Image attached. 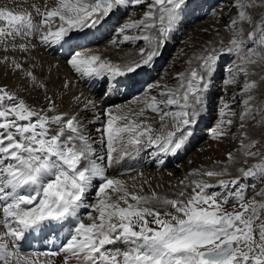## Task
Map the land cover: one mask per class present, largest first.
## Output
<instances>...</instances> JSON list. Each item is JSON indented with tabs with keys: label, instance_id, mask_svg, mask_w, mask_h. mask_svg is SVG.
Wrapping results in <instances>:
<instances>
[{
	"label": "snow or ice",
	"instance_id": "6c2138e0",
	"mask_svg": "<svg viewBox=\"0 0 264 264\" xmlns=\"http://www.w3.org/2000/svg\"><path fill=\"white\" fill-rule=\"evenodd\" d=\"M188 6L19 0L0 7V66L17 81L0 85V264H58L57 257L59 264H264V0H218L208 14L219 26L184 53L174 83H146L125 105L103 106L154 66ZM137 7L143 14L133 19L128 9ZM119 15L126 19L113 29ZM101 31L113 33L111 47L127 44L137 54L114 62L81 43ZM38 48L65 53L75 79L54 80L59 64L45 70ZM217 77L222 95L214 99ZM77 82L99 85L100 101L69 96ZM217 100L208 148L234 147L157 191L163 184L153 187L145 158L164 169ZM37 240L47 250L34 248Z\"/></svg>",
	"mask_w": 264,
	"mask_h": 264
},
{
	"label": "bare ground",
	"instance_id": "6f19581e",
	"mask_svg": "<svg viewBox=\"0 0 264 264\" xmlns=\"http://www.w3.org/2000/svg\"><path fill=\"white\" fill-rule=\"evenodd\" d=\"M215 2L216 0H189V5L193 6H199L201 7L200 12H195L192 14L191 10H185V17L183 19V23L180 25V28L178 31L174 33V38L169 42L172 44V50L170 51L171 58L168 59L169 64H167V69L160 71L157 67V63L155 65V68L153 66L149 69H153L151 71L154 74H157V77L153 79L154 81H160L163 83L164 81H169L174 83L172 81V76L175 74V72L181 70L183 67H186L184 64V61L188 58L184 53L186 52L188 55H191L193 51H196L200 46L203 44L204 41L211 38V35H206L204 30L205 29H211L213 26H219L216 25V21L206 12V8L209 7L208 3ZM19 2V0H0V7L2 6H8L10 8H13L16 6V4ZM32 0H29V3H31ZM216 5H214L215 7ZM24 7H27V5H24ZM144 9H139V15L133 16V19H138L140 16H142ZM133 12V9L129 10V13ZM137 12V11H136ZM194 12V11H193ZM190 16L196 15L197 17L204 19L197 24H194V26H191L187 28L188 30L185 32V23L189 22L188 19ZM195 17V16H194ZM126 19V18H125ZM125 19L122 23H124ZM191 21V20H190ZM121 23V24H122ZM119 26V25H118ZM112 27V25H111ZM116 28V27H115ZM184 30V31H183ZM183 31V33H182ZM104 33V32H103ZM108 33V32H106ZM102 34L100 32H97L95 36H88L86 41H81V43H86L87 47L90 49H99L105 56L113 60L114 62H120L121 58H128L126 54H130L131 56H135L137 54V48L132 47L130 45H123L120 49L113 48L109 45V41L111 40L113 33L105 34L109 35L107 39L101 38ZM181 36L182 39L177 38V36ZM103 39V40H102ZM139 46H143V42L140 43ZM3 53H0L2 55ZM163 49L162 54L163 55ZM33 55L37 58L38 61L44 64L45 70H47L48 66L59 64V68H53L52 69V78L55 80L56 76L59 75L60 77L68 76L72 78L73 80L75 77L70 72V69L68 68L66 64V54L63 52H56V51H46L43 48H38ZM160 56V55H159ZM156 60V59H155ZM171 65V66H170ZM169 68V69H168ZM155 69H158V72H155ZM45 74L47 72L45 71ZM144 72H141L137 77H135V81H139L141 77H143ZM150 81V83L154 82ZM16 78L13 77L11 74H5L3 66H0V85L7 84L10 87L13 86L16 83ZM127 83V82H126ZM149 83V82H148ZM99 85H95L94 87H89L87 83L84 82H77L76 86L72 89V92L69 93V96H71L73 93H80L83 92L85 97L88 98H94L97 100V102L100 101L101 96H97L96 94L99 93L100 88L98 89ZM135 87V88H134ZM136 87L134 83L131 84L130 89H128V92L138 93L136 91ZM124 88L121 89L122 92H124ZM134 89V90H133ZM95 91V92H94ZM136 91V92H135ZM213 91V90H212ZM231 91V90H229ZM214 93V92H213ZM129 95V94H128ZM30 103H34L33 99L31 97H26ZM124 96L122 94L118 95L117 93H113L111 98L106 100L104 102L103 106L107 105H125L126 102H130L132 99L125 100ZM225 99L227 97L225 96ZM65 107H67V104H65ZM212 105H209V109H211ZM216 113V112H215ZM211 114H214V112H208L206 113L203 120L207 118L213 117ZM210 115V116H209ZM212 126V125H210ZM207 129V128H205ZM203 132H207L206 130H203ZM199 138V135L194 136L190 143L188 144V147H191L193 145V141L195 142L196 139ZM207 139V138H206ZM205 139V140H206ZM212 143L210 140L208 142H204L202 145L199 146L200 149L197 148L196 151L190 153L185 162L177 163V160L180 159L181 156H184L186 153V150L182 151L178 156H170L167 158V163L162 170H157L156 167L150 166L149 162L147 161V158H145V164L143 167V171L146 175H150L153 177H156V180H153V187H156L157 183H162L163 187L157 189V191L164 192L167 190L168 187V181L169 179H172L173 182H175V179L177 177H182L184 173L188 172L192 168H197L201 165H209L211 163V160L216 159H224V155L227 151L231 150V147H234V145H227V144H213L212 148H208V144ZM186 155V154H185ZM209 157H211V160H209ZM191 161V163H189ZM176 164H175V163ZM130 162L126 161L124 164H122L120 167H127ZM252 163V161H250ZM179 166V167H177ZM118 169H112L109 171V175H116ZM171 172L173 176L171 178L168 177L167 173ZM132 175H135V173H132ZM162 177V180L159 178ZM121 179H127V176L120 177ZM224 179H229V177H224ZM212 183H215V181H212ZM262 185H257V187H261ZM170 194V193H169ZM253 195V193L251 194ZM250 195V196H251ZM35 242H32L33 247L35 246ZM40 244L44 247V242L39 241ZM28 244H23L22 248L26 251L28 250ZM59 264L60 258H56Z\"/></svg>",
	"mask_w": 264,
	"mask_h": 264
},
{
	"label": "rangeland",
	"instance_id": "374dc122",
	"mask_svg": "<svg viewBox=\"0 0 264 264\" xmlns=\"http://www.w3.org/2000/svg\"><path fill=\"white\" fill-rule=\"evenodd\" d=\"M218 3V0H216L215 2L213 1V2H211V3H208L209 4V7L208 8H206L205 10H206V12H205V14H207L209 11H210V9L211 8H213L214 7V5H216ZM200 8L201 7H197V6H192L191 7V13L192 14H194L195 12H197V13H199L200 12ZM138 10L139 9H135V10H133V12H135L136 14H139L138 13ZM137 11V12H136ZM194 11V12H193ZM195 16V17H194ZM192 15V16H190L189 15V18L190 19H188V21L189 22H187V23H185V32L188 30L187 28H189V27H191V26H194V24H197L198 22H200V20L202 21L203 19H204V17L203 18H200V17H197L196 15ZM126 17V16H125ZM184 17H185V15H184ZM191 20V21H190ZM184 24V23H183ZM112 28H115V27H113L112 26ZM184 31V30H183ZM183 31H182V33H183ZM108 33L110 34V33H112V32H109L108 31ZM180 38L179 39H182L181 38V36H179ZM172 50V44H167V46L166 47H164L163 48V52H164V54L163 55H160V56H158V60L159 61H161V64L160 63H157L158 65H157V67H158V69L160 70V71H163V70H166L167 69V64H169V61H168V59H170L172 56L170 55V51ZM137 51H138V49H137ZM136 51V52H137ZM171 56V57H170ZM66 57V56H65ZM171 66V65H170ZM169 69V68H168ZM155 79V78H154ZM100 88V86L98 87V89ZM213 90H214V93H213V98L215 99V98H217V97H219V96H221L222 95V93L219 91V77H217V86L216 87H214L213 88ZM101 91H102V89H101ZM136 92V91H135ZM132 94H133V92H132ZM217 103H219V101L217 100L216 101V103H213V104H209V105H212V107H211V110L209 111V113L210 112H214V114H211L213 117H215L216 116V111H215V108H216V104ZM210 116V115H209ZM213 117H209V119L207 118V119H205V120H202L201 121V123L199 124V125H197V127H196V131H195V134H194V136L196 137V135H199V138L198 139H196L195 140V142L193 141V145L191 146V147H188V145H187V147H186V155L184 154V156H181L180 157V159H178L177 160V163H180V162H185L186 161V158H187V156L190 154V153H192V152H194V151H196L197 150V148L198 149H200L201 150V148H199V146L200 145H202L204 142H208L209 140H208V136H207V132H203V130H207V129H205V128H209V127H211L210 125H213L214 124V119H213ZM208 120V121H207ZM193 136V137H194ZM192 137V138H193ZM207 138V139H206ZM206 139V140H205ZM175 163V162H174ZM176 164V163H175ZM259 185V184H258ZM252 193L251 192H249V196L251 195Z\"/></svg>",
	"mask_w": 264,
	"mask_h": 264
}]
</instances>
